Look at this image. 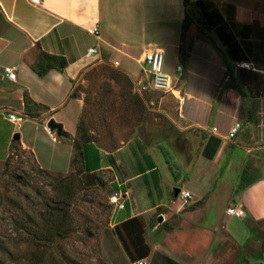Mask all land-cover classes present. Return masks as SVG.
Here are the masks:
<instances>
[{
  "label": "crops",
  "instance_id": "obj_1",
  "mask_svg": "<svg viewBox=\"0 0 264 264\" xmlns=\"http://www.w3.org/2000/svg\"><path fill=\"white\" fill-rule=\"evenodd\" d=\"M186 15L191 25L184 32ZM151 47L183 67L181 73L170 65L165 71L180 79L175 93L143 91L150 74L142 54ZM90 48L99 54L87 57ZM181 50L188 53L186 63ZM103 51L129 77L118 107L130 114L137 108L142 119L112 149L87 143L82 167L90 175L81 176L87 184L106 183L110 176L113 192L122 194L126 208L118 210L113 227L136 219L126 236L138 246L134 257L126 254L129 261L264 264V0H0V110L28 116L25 94L47 107L39 118L28 117L64 145L72 161L85 100L70 95L81 74L102 62ZM41 52L63 56L67 66L40 77L32 65ZM244 62L254 70L237 66ZM7 66L16 69V81L4 77ZM50 119L63 125L68 138L56 141ZM237 123L239 132L228 139ZM211 135L221 145L208 159L204 148ZM26 139L20 137L22 147L45 160ZM231 160H240V183L228 186L221 210H212ZM175 188L192 199L176 197ZM230 207L245 210V218H235L255 239L243 226L226 225L234 217L227 214Z\"/></svg>",
  "mask_w": 264,
  "mask_h": 264
},
{
  "label": "rangeland",
  "instance_id": "obj_2",
  "mask_svg": "<svg viewBox=\"0 0 264 264\" xmlns=\"http://www.w3.org/2000/svg\"><path fill=\"white\" fill-rule=\"evenodd\" d=\"M100 60L101 63L81 74L73 91L85 100L82 120L93 140L112 149L122 139L126 140L128 132L142 116L137 108L130 114L118 107L122 105L119 95L127 93L130 85L111 54L103 51ZM170 60L165 58V71L168 65L176 70L177 64ZM143 68L147 71L149 66L144 64ZM179 83L175 82L176 89ZM8 116L9 112L0 110V264H131L113 227L118 209L110 201L114 194L110 176L106 183L88 187L75 173L76 167L71 170L75 179L62 186L60 180L40 175L30 151L19 149L11 154L12 146L18 142L15 135L22 137L24 134L25 139H30L45 159L38 160L39 165L60 177L69 172L71 164L67 153L64 156V149H61L64 145L53 142L52 137L50 139L28 116L20 124L12 123ZM14 129L15 134L12 133ZM54 136L56 141L60 140ZM20 161H24L27 168L21 167ZM239 162L230 161L227 176L213 197L212 210H221L228 186L240 183V178H236ZM259 174L260 170L256 169L255 175ZM245 177L246 174L241 177L242 183ZM56 204L67 214V224L62 237L49 243L40 233L43 215L49 212L50 205L51 212L54 211ZM225 223L232 229L243 226L246 237L255 239V232L235 217H227ZM35 231L38 234H32ZM158 260L161 261L159 256Z\"/></svg>",
  "mask_w": 264,
  "mask_h": 264
},
{
  "label": "trees",
  "instance_id": "obj_3",
  "mask_svg": "<svg viewBox=\"0 0 264 264\" xmlns=\"http://www.w3.org/2000/svg\"><path fill=\"white\" fill-rule=\"evenodd\" d=\"M187 1L188 0H185V3H187ZM190 25H191L190 18L188 15H186L185 21H184V32H186V30L189 28ZM187 60H188V53L181 50V53H180L181 63H186ZM66 66H67V60L63 56H56V55H51L45 52H41L39 54V58L33 63L32 69L40 77H44L49 71L63 70ZM122 74H123V77H125L126 80L128 81L129 77H127V75H125L124 73ZM78 97L79 95L76 94L74 91L70 95V99H74ZM24 104H25L26 114L31 118H39L41 113L47 110V107L43 105H39L36 102H34L29 97L28 94H25L24 96ZM82 118L83 117L81 116L80 121L78 123L77 138L74 140V143H73L74 144V154H73V159L71 163H72V168L73 167L77 168L75 170V173L79 174V177L84 183V185L88 187H93V186L98 185L97 182H94L93 184H87V182H85L84 176H81L82 173H86V174L88 173V175H90V171L85 172V170H83L82 164L84 163V160H85V152H84L85 145L93 141V136L90 134L88 129H86V126ZM220 145H221L220 138L213 136V135L209 136L208 142L204 148V156L208 159H213ZM12 147H13L12 148L13 150L11 154H16L19 151V149H23L24 151H30L33 157V161L36 165L35 170L40 175H43L46 178L53 179V180H60V186L65 185L66 183H69V182L71 183L73 179H75V174L72 172L66 174L65 176L60 177L59 174L43 169L39 165L38 161L36 160L34 152L29 149H24L20 141H18ZM11 154L9 155L8 158L11 157ZM7 162L8 160L6 161V163ZM20 165L24 169L27 168V165L25 164L24 161H20ZM61 204L62 203H60V205ZM58 205L59 204H56L55 206L56 208L52 212H51V205H50V207H48L49 212L43 215L44 225H43V231L40 233L43 234V237H44L43 239L49 241V243H51L52 241L56 239H59V237H62L66 229L67 222H66L65 216L67 214L63 212L62 206L59 207ZM135 220L136 219H131L129 221L123 222L114 227L116 236L119 237L123 248L125 249L127 254L131 255V257H134L132 256V251L138 250V246L132 243H129L127 239L129 232L130 231L133 232L135 230L134 229ZM32 234L36 235L38 234V231L37 232L35 231Z\"/></svg>",
  "mask_w": 264,
  "mask_h": 264
},
{
  "label": "built area",
  "instance_id": "obj_4",
  "mask_svg": "<svg viewBox=\"0 0 264 264\" xmlns=\"http://www.w3.org/2000/svg\"><path fill=\"white\" fill-rule=\"evenodd\" d=\"M98 34V33H96ZM99 54V50L97 48H90L87 52V57H92ZM142 61L149 66V74H150V83H146L143 86V91L153 90L161 93H175L176 84L180 81V79L175 80L170 75H168L164 70V61H165V53L160 48H148L142 54ZM115 65L118 66L119 63L115 62ZM239 68L254 70L252 64L250 63H240L237 64ZM177 71L181 73L183 71V67H177ZM3 75L6 79L10 81H16V69L14 67L7 66L3 69ZM176 82V84H175ZM9 120L14 124L23 123L26 120L25 115H18L15 112H9L8 116ZM241 128L240 124H235V126L230 130L228 139H234ZM213 132L217 131V128L212 129ZM179 198L184 200L185 202L192 199V194L187 190H180L178 195ZM111 203L115 205L118 210H124L126 208L125 201L122 197L121 193H114L110 199ZM227 214L230 216H234L237 218H245L246 212L242 208H234L230 207L227 209ZM131 264H148L145 260H137L131 262Z\"/></svg>",
  "mask_w": 264,
  "mask_h": 264
},
{
  "label": "water",
  "instance_id": "obj_5",
  "mask_svg": "<svg viewBox=\"0 0 264 264\" xmlns=\"http://www.w3.org/2000/svg\"><path fill=\"white\" fill-rule=\"evenodd\" d=\"M50 132L52 134L57 135L59 138H68V134L65 132L64 127L61 123L56 122L54 119H50L47 124ZM16 140H20V136L18 134L15 135ZM180 188H175V196L178 197L180 193ZM160 221H162V218L160 217Z\"/></svg>",
  "mask_w": 264,
  "mask_h": 264
}]
</instances>
